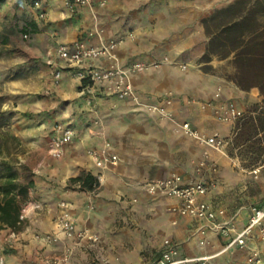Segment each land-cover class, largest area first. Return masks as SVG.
Wrapping results in <instances>:
<instances>
[{"label": "crops", "instance_id": "crops-1", "mask_svg": "<svg viewBox=\"0 0 264 264\" xmlns=\"http://www.w3.org/2000/svg\"><path fill=\"white\" fill-rule=\"evenodd\" d=\"M30 1L0 0V81L5 82L0 95L15 102L12 110L31 118L28 127L35 136L26 144L31 151L18 159L19 165L31 168L36 175L31 186L39 200L35 204L42 208L36 214L41 215L33 222L31 210L26 219L41 230L26 235V230L20 229L25 219L15 230L17 238L7 243L11 229L0 227L5 264H53L66 248L73 249L71 243H60L53 245L58 257H52L49 250L39 253L48 245L36 236L56 232V222L54 226L52 220L62 199L79 228L99 235L102 254L110 264L152 262L159 257L164 239L176 244L182 257H211L206 264H250L247 258L252 251L259 252V264H264V242L257 231L243 248L233 246L223 251L235 232L223 237L210 230L207 222L174 214L176 199L148 196L142 187L148 180L173 174L185 181L194 180L195 167L207 153L217 164L218 173L216 188L205 199L225 211L217 221L232 219L235 231H241L251 209L264 205V178L254 180L251 174L236 170L226 154L198 144L179 126L188 122L203 134L217 132L229 138L233 126L219 121L217 110L230 103L243 109L257 101L255 90L241 91L218 73H204L193 57V61L186 59L202 39L200 19L237 0H93L91 6L74 11L66 8V0H34L39 2L37 7ZM19 30L28 35L27 41H21ZM117 38L122 43L115 57L123 68L133 62H155L164 57L189 65L186 70L166 64L142 74H130L138 103L157 104L171 94L172 104L167 111L173 112L176 122L160 120L140 110L136 101L107 96L101 89L88 95L74 75L75 68L56 57V48L61 44L86 41L88 46H96ZM53 63L63 66L57 84L52 78ZM113 63L105 57L89 62L98 68ZM98 120L96 132L89 135L87 130ZM57 124L71 127L74 138L65 146L62 158L55 160L48 151L45 155V143L50 135L54 136ZM102 133L112 143L118 164L103 172L102 191L94 200L97 211L89 213L87 197L67 188L71 178L98 172L86 150L102 145ZM44 156L48 157L39 160ZM28 198H32L30 192ZM202 226L207 228L203 247L198 244L202 237L197 233ZM142 251L147 252L148 260L142 259ZM80 253L81 248H77L70 264Z\"/></svg>", "mask_w": 264, "mask_h": 264}, {"label": "built area", "instance_id": "built-area-1", "mask_svg": "<svg viewBox=\"0 0 264 264\" xmlns=\"http://www.w3.org/2000/svg\"><path fill=\"white\" fill-rule=\"evenodd\" d=\"M93 0H67L66 7L70 11L84 6H91ZM103 4V3H102ZM39 6V2H34V7ZM43 17V15H40ZM26 37V36H25ZM91 37V34L89 35ZM121 40L115 39L107 43L96 46H88L86 41H76L72 44H61L56 48V57L65 65L75 68L74 75L81 83V88L88 95H94L97 89H101L107 96H114L118 99H131L136 101V93L130 81V74H142L152 68H159L162 65L169 64V60L164 57L155 62H133L126 68H123L116 62L115 50L121 44ZM108 58L114 63L107 68L93 67L89 64L90 61L98 58ZM52 78L57 84L62 75L63 66L58 63L51 64ZM181 70L185 69L184 65H180ZM83 81L87 84L83 86ZM172 104L171 94H168L163 104L158 107H152V111L159 113L163 117H169L167 107ZM221 122L234 123L243 117V109L238 108L235 104L230 103L227 106L221 107L215 113ZM182 132L194 139L198 144L226 154V149L230 144L229 138H223L219 133L215 132L211 135L203 134L190 125L184 122L181 125ZM74 138V131L71 127L57 124L54 127V136L51 138L48 146L49 156L55 160L62 158L64 148L71 143ZM89 157L98 170L97 179L100 185V179L106 170L114 167L118 163V159L112 152V146L109 142H105L101 147L92 149L89 152ZM197 177L194 180L185 181L183 177L173 174L165 178H157L148 180L143 184V191L151 197L163 195L177 200V205L172 208V212L182 217L191 218L196 221L207 222L210 224V230L223 237H229L235 232V236L226 244L223 251L228 250L233 246L243 248L248 239H250L257 231L258 238L264 242V205L261 207H253L251 215L246 226L236 232L232 224V219L227 221H217L218 218L225 216V211L222 208H216L205 197L216 188V174L218 173L217 164L209 159L207 153L203 159L199 161L195 167ZM258 171H254L257 174ZM41 205L26 203L23 205L19 223L21 224L27 217L29 211H41ZM56 228L63 234L66 239H87L96 241V237L88 230L78 228L75 222L71 219L65 203L60 204V212L56 219ZM197 233L201 235L199 246L203 247L206 244L207 228L200 227ZM17 233L10 230L7 243L15 240ZM36 238L45 243L52 244L58 241L55 234L37 235ZM72 251L66 248L59 259L54 260L53 264H68ZM211 257H182L176 244L165 242L163 249L157 259L147 264H206ZM6 258L4 251L0 250V264H5ZM250 264H259L261 258L258 251H252L247 258Z\"/></svg>", "mask_w": 264, "mask_h": 264}, {"label": "rangeland", "instance_id": "rangeland-1", "mask_svg": "<svg viewBox=\"0 0 264 264\" xmlns=\"http://www.w3.org/2000/svg\"><path fill=\"white\" fill-rule=\"evenodd\" d=\"M66 2H65V6H66ZM29 3L31 5L33 4L34 6V0H31ZM217 11L219 10H215L214 12L200 19V26L202 28V39L199 40L197 48L189 52L191 53V56H189L186 59L192 60L191 57H193L194 61L198 64L199 68L204 73L207 74L218 73L223 77H225L226 80L231 81L241 91L250 92L251 90H255V92L257 93L256 95L257 101L250 106L243 107V111H244L243 117L235 121L234 123H229L232 124L233 131L229 137L230 144L226 149V155L231 160L234 168L242 172L243 174H251L253 179L257 180L260 178H264V95L261 94L260 90L257 87L245 89L238 86L237 80H239V78H242V80L243 79L249 80L252 78V75L247 72L245 73L239 72V69L237 68V65L235 63V53L229 55H219V56L216 55V41L213 44H210L212 35L209 36V33L207 31L208 29L206 28L207 26L206 23L210 20L212 16L216 15ZM215 25H216V18L214 22L209 21L210 31H215V27H214ZM18 33L21 41H27L28 35L25 34L23 30H19ZM166 58L169 60V65L171 66H175L179 68L180 65H184L185 66L184 70H186L189 67V65L185 62L179 63L171 60L168 57ZM2 76H4V74ZM4 88H5V82L0 81V91L3 92ZM164 101L165 98L160 100L159 103L157 104H144V103H138L137 101L136 104L139 105L138 107L140 108V110H143L148 114L157 116L160 120H166L168 122H176V118L173 112L169 111L170 114L169 117H163L159 113L152 111L151 109L152 107H158L161 104H163ZM12 103L10 97H5L4 95H0V157H6L14 163L16 171L19 175V179H18L19 183H21L22 186L28 187L27 198L23 205H25L26 203L35 204L39 202V200L35 198V191L32 190V186H28V184L30 182L32 184L33 177H35L36 175H34L31 172V168L29 169L28 167L19 165V159H18L19 157L24 158V156L27 155V152L31 151L29 148L27 149L26 144L28 141L30 143L34 139L35 135H32L30 131L32 129L28 127V124L31 122L30 116L27 113H20L18 110H14V109L12 110L11 109L12 105L13 107H16L15 102L12 101ZM182 123H180L179 126H181ZM96 125H99V120L94 123V126L92 128H89L87 130V133H89V135L94 134L96 132L95 131ZM12 137H16L17 140L16 141L12 140ZM102 139H103L102 145L105 142H109L112 146V143L108 139L103 137V133H102ZM50 141H51V135L48 138V141L45 143L46 146L45 155L47 154ZM90 150L92 149L89 148L86 150V155L89 159H90L89 157ZM47 157L46 156L40 157L39 160L42 159L45 160ZM254 171H258V173L254 174ZM93 175L96 176L97 173L95 172ZM101 188L102 186L99 185V187H97L94 191H82L78 188V186H75L70 183L67 189L77 194H82V195L84 194L88 199L86 202L87 212L94 213L97 211L94 200L96 197H99L102 191ZM29 192L32 194V198L30 199L28 198ZM62 202L65 203L71 219L75 221L74 218H72L71 216L67 202L62 199L55 207L56 216L52 220L53 225L56 222V219L59 215L58 211L60 209V204ZM33 213L35 218L32 216L30 217V219H32V221L35 222L34 220L36 218H39L41 213L36 214L37 211H34ZM20 229L21 230L25 229L26 230L25 232L27 233L26 235L33 234L34 232L41 230L37 226H35V223L29 224L27 219L25 221V225L21 226ZM82 229L88 230L87 228H82ZM55 230L56 232L53 233L58 237V241L56 243L47 244L48 247L46 248L39 249V253L42 252L46 253L45 250H49L51 252L50 255L52 257L54 256L58 257L59 253H57L58 251L55 248H53V245L54 244L59 245L60 243H63V245H65L66 243H71L73 249L71 250L72 254L68 264L71 263L72 258L74 257L75 250L77 248H81V253L76 256V260L74 261V264H110L109 258L105 257L102 254L99 235L93 234L91 233L90 230H88L91 234H93L96 237V241H91L87 239L72 240L66 238H65L66 240H64L63 234L58 229ZM165 242H171V241L170 239H164L162 241V244L164 245ZM24 243L27 244L28 242L25 241ZM141 256L144 261L148 260L149 258L147 252L145 253L142 251ZM115 260L117 262L119 258Z\"/></svg>", "mask_w": 264, "mask_h": 264}, {"label": "trees", "instance_id": "trees-1", "mask_svg": "<svg viewBox=\"0 0 264 264\" xmlns=\"http://www.w3.org/2000/svg\"><path fill=\"white\" fill-rule=\"evenodd\" d=\"M215 31H210L209 21ZM207 23L211 43L216 41V55L235 53V63L240 73H250L249 80H237L238 86L250 89L257 87L264 95V0H237L232 5L216 12ZM210 31V32H209ZM3 41H0V45ZM87 84L83 81V86ZM12 140L16 141L15 137ZM14 163L0 157V227L17 230L19 216L27 198V188L18 181ZM70 183L82 191H94L99 187L92 173H81ZM31 186V182L28 184Z\"/></svg>", "mask_w": 264, "mask_h": 264}]
</instances>
